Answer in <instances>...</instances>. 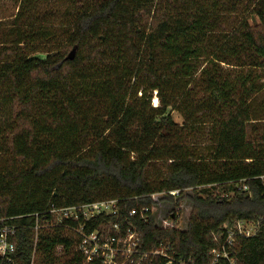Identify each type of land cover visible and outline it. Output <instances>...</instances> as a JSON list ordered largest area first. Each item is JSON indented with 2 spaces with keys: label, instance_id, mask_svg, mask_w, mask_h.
<instances>
[{
  "label": "trees",
  "instance_id": "1",
  "mask_svg": "<svg viewBox=\"0 0 264 264\" xmlns=\"http://www.w3.org/2000/svg\"><path fill=\"white\" fill-rule=\"evenodd\" d=\"M15 1L0 33V92L18 107L0 125V218L17 228L16 264H59L58 247L64 264H84L75 229L108 223L139 235V256L166 250L148 264H210L213 235L221 245L223 226L245 220L258 231L235 237L231 257L264 264V120L251 107L264 86V0H247L229 29L221 14H236L237 0ZM51 1L67 5L58 26L40 12ZM197 131L205 154L183 141ZM107 201L116 216L49 213ZM157 204L174 223L190 209L185 228L157 223Z\"/></svg>",
  "mask_w": 264,
  "mask_h": 264
},
{
  "label": "built area",
  "instance_id": "2",
  "mask_svg": "<svg viewBox=\"0 0 264 264\" xmlns=\"http://www.w3.org/2000/svg\"><path fill=\"white\" fill-rule=\"evenodd\" d=\"M264 187V177H261ZM246 190V188H244ZM172 196L178 195V191L171 192ZM146 211V210H144ZM54 217L56 223L68 221L78 223L90 221L99 216H116V201L97 202L87 205H78L68 208L52 209L49 211ZM136 214L135 210L129 212L132 217ZM142 215V214H141ZM9 219L0 218V264H16L14 260L15 245L12 242L15 237L17 228L9 223ZM245 222L240 221L234 229L224 228L225 239L220 245L221 251L214 256L213 264H236L231 257L234 249L235 237L250 238L256 235L257 230L245 229ZM113 233L102 234V231L85 233L84 225L80 224L75 229L80 238L77 244V250L83 257L86 264H117L119 258L132 262L133 255L137 252L140 244L139 235L132 229H126L121 232L118 225L111 226ZM38 226H35L37 230ZM135 250V251H134ZM134 251V252H132ZM216 250H212V255ZM162 253L155 251L153 255L160 256ZM180 263V262H179Z\"/></svg>",
  "mask_w": 264,
  "mask_h": 264
},
{
  "label": "rangeland",
  "instance_id": "3",
  "mask_svg": "<svg viewBox=\"0 0 264 264\" xmlns=\"http://www.w3.org/2000/svg\"><path fill=\"white\" fill-rule=\"evenodd\" d=\"M215 1V0H214ZM218 2H224L225 0H217ZM237 13L236 14H221V22H223V25L220 27V29H229L232 26L237 25L238 20L237 17L238 16H242L245 17L247 12L246 11V6H247V0H237ZM67 10V5L64 2H58V1H51V2H47L44 3L40 6V12L45 13L46 14V18L49 21V23H52V25L54 26H58L62 21L63 18H65V14ZM18 11V5L16 3L15 0H0V33H1V29L3 26L9 24V21L12 17H14V15L17 13ZM248 24L250 25V27L252 28H257L259 26V21L257 18L253 17V16H249L248 20H247ZM71 51L67 52V55H69ZM42 58H44V56H40ZM257 76L259 77V83L264 84V68L263 69H259L256 71ZM6 94L3 92H0V125L2 123H4L7 119L10 120L13 118L14 114L17 113L18 111V107L17 104L15 103H11V104H6L8 103L6 100ZM157 103H156V101ZM153 107L154 106H158V100L156 98V93H153V97H152V101H151ZM251 107L257 111V115L262 118L264 120V86L261 90V92L256 95L254 97V99L251 102ZM171 117L173 118L174 122L180 127L183 123V118L175 111H170ZM200 128V127H199ZM201 131L200 133L197 131L195 136L189 137V138H184V143H187L190 147H194L197 149V151L200 154H205L206 150H205V143H203V139L201 137ZM160 171H162V167L161 164H151L149 169H148V174L153 176H157V173H159ZM202 188H200L201 190ZM209 189V188H208ZM213 196H217V195H221V190H213ZM222 196V195H221ZM163 208L161 209V206H159L158 204L153 208V215L155 220L157 221V223L163 225L164 227H175L177 229H184L185 228V224H186V218L185 215L189 214L190 209L184 208L183 211L179 214L178 220L177 222H171L170 220H168V218H165V214H164V210ZM57 221V220H54ZM240 221L234 223V225L232 227H230L229 229H234L238 223ZM245 222V224L243 226H245V229H251V230H257L258 231V226H259V222L258 221H251V220H245L243 221ZM56 223V222H54ZM166 223V224H165ZM111 223H108L106 226H104L105 229H102V234L106 235V234H110L112 231L111 229H113L111 227ZM103 227V226H102ZM223 228H225V225L223 226ZM70 234H73V232H70ZM218 234L213 235L214 238V242L217 246V248H215L214 250H216V253L214 255H212V251L210 252V264H213V260H214V256L217 255V253H219L221 251L220 248V243L218 240ZM239 238V237H237ZM219 246V247H218ZM235 246V245H234ZM140 247V244H139ZM138 247V249H139ZM136 249V250H138ZM76 251V249L74 248L72 253H74ZM135 251V250H134ZM132 251V252H134ZM139 251L136 252L133 257L132 260H134V263L138 262V264H148L150 263V259H154L156 256L153 255V253L155 251H159L162 254L160 256H166L168 255L166 250L162 247L158 248L155 251L149 252L145 255L139 256ZM138 255V257L134 258V256ZM55 257L58 260L59 264H64L65 261L68 259V256H66L64 254V251L61 247H58L55 251ZM134 258V259H133ZM34 259V257L32 256V260ZM129 262L131 261H126V259L124 258H119L118 263L117 264H130ZM189 261L187 262H180L179 264H188ZM192 260H190V264H191ZM32 263V262H31ZM86 264V263H84Z\"/></svg>",
  "mask_w": 264,
  "mask_h": 264
},
{
  "label": "water",
  "instance_id": "4",
  "mask_svg": "<svg viewBox=\"0 0 264 264\" xmlns=\"http://www.w3.org/2000/svg\"><path fill=\"white\" fill-rule=\"evenodd\" d=\"M74 54H75V50L72 49L71 52L69 53V55L67 56V59H68V60H72L73 57H74Z\"/></svg>",
  "mask_w": 264,
  "mask_h": 264
},
{
  "label": "bare ground",
  "instance_id": "5",
  "mask_svg": "<svg viewBox=\"0 0 264 264\" xmlns=\"http://www.w3.org/2000/svg\"><path fill=\"white\" fill-rule=\"evenodd\" d=\"M156 101V100H155ZM156 103H157V101H156Z\"/></svg>",
  "mask_w": 264,
  "mask_h": 264
}]
</instances>
